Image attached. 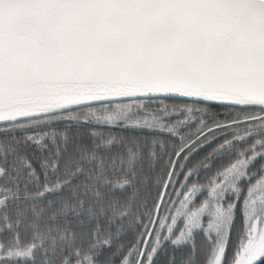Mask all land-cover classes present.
<instances>
[{"label":"snow or ice","instance_id":"snow-or-ice-1","mask_svg":"<svg viewBox=\"0 0 264 264\" xmlns=\"http://www.w3.org/2000/svg\"><path fill=\"white\" fill-rule=\"evenodd\" d=\"M166 244L264 264V0H0V264Z\"/></svg>","mask_w":264,"mask_h":264},{"label":"trees","instance_id":"trees-1","mask_svg":"<svg viewBox=\"0 0 264 264\" xmlns=\"http://www.w3.org/2000/svg\"><path fill=\"white\" fill-rule=\"evenodd\" d=\"M95 107H98V105H94ZM62 126V125H61ZM95 130H99V131H107L106 128L102 127V126H94ZM113 131H120L119 129H113ZM210 149L205 148L203 150H201L198 154H196L194 156V159H199L200 157H202L204 155V153L206 151H209ZM227 157H223L222 160L224 162L227 161ZM220 161H217V164H219ZM211 174V173H209ZM201 179H203V175L201 176ZM173 199H175V197H173ZM200 240L201 238L199 236L196 237V242H197V246H200ZM166 251L169 252V254H174L177 260V264H183V261L187 258V255L189 254V252L191 251V249L187 246H182L180 248L177 249H173L172 246L170 244H166L165 245Z\"/></svg>","mask_w":264,"mask_h":264},{"label":"rangeland","instance_id":"rangeland-1","mask_svg":"<svg viewBox=\"0 0 264 264\" xmlns=\"http://www.w3.org/2000/svg\"><path fill=\"white\" fill-rule=\"evenodd\" d=\"M180 227H182V223H180Z\"/></svg>","mask_w":264,"mask_h":264}]
</instances>
